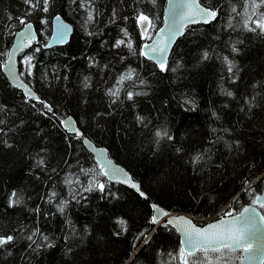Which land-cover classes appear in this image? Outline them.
<instances>
[{
	"label": "trees",
	"instance_id": "trees-1",
	"mask_svg": "<svg viewBox=\"0 0 264 264\" xmlns=\"http://www.w3.org/2000/svg\"><path fill=\"white\" fill-rule=\"evenodd\" d=\"M200 2L216 19L188 27L161 70L141 49L163 25L167 0H48L46 12L43 0L35 8L0 0V235L14 236L0 264H181L180 236L150 222L151 202L201 225L255 204L264 188V30L254 21L264 5ZM141 13L152 21L146 38ZM57 15L75 32L48 49ZM28 22L38 38L20 71L43 101L26 97L2 70ZM70 115L149 199L99 174L82 137L63 128ZM93 178L105 191H85ZM223 252L208 258L240 264L241 250ZM188 259L204 264L200 252Z\"/></svg>",
	"mask_w": 264,
	"mask_h": 264
},
{
	"label": "water",
	"instance_id": "water-1",
	"mask_svg": "<svg viewBox=\"0 0 264 264\" xmlns=\"http://www.w3.org/2000/svg\"><path fill=\"white\" fill-rule=\"evenodd\" d=\"M180 2L181 0H167L166 9L164 13L163 25L157 30V32L155 33V35L150 41L144 43V45L145 44L152 45L154 42H158L161 47H164L165 45H167L166 51L163 53L148 52L147 55H143L146 59L151 60L154 63H156L159 68H160L159 64L156 62V59H154L153 57L162 58L164 61H166V67H167L172 49L174 45L176 44V42L183 36L186 29L192 25L199 24V23L209 24L213 22L217 17L216 15L214 19H209L207 22H205L203 18H196L194 22L193 21L185 22L183 27L180 29V32L176 34L174 37H172L169 42L170 38H169L168 29H169V24L171 23V17L169 13ZM197 2L200 4L201 7L209 8L207 6H204L200 2V0H197ZM180 10L181 9H177V11H180ZM29 25H30V28H29ZM61 27L67 30V35L63 41H60L57 39V30ZM139 28L141 30L143 38H146L149 33L150 27L147 29L146 36L143 34V28L140 24H139ZM74 32H75V28L71 22L64 19L61 15L55 16L52 22V33L48 40L46 48L49 49V48H53L57 46L67 45L70 42ZM22 36L23 37L30 36L31 39L29 40L25 38L22 41ZM37 38H38V33H37L35 25L32 22L26 23L23 26V28L15 34L13 44L9 50L6 61L3 63L2 70L4 74L7 76V78L10 80V82L16 88L23 91L26 97H30L28 95V92L31 91V93L34 94V97L38 99L33 98V97H30V98L43 101L41 100L40 96L35 92V90L32 88V86L26 81V79H24L20 71V60H21L23 51L30 48L32 43L36 41ZM21 43H23V47L20 46ZM61 121H62L63 128L69 134L75 135L76 130H79L81 133H83V131L80 129L77 121L75 120L73 116L70 115L67 117H63ZM82 139H83L84 145L93 154L97 163L101 167H103L104 171H108L109 175L107 176V178L110 182H117V183L123 184L133 189L138 194H140V192H143L144 195L143 196L141 195V196L146 199H149L148 195L142 190L140 183L133 177V175L130 173V171H128L126 167H124L122 164H120L113 157L110 156V153L106 147L98 145L97 143H95L93 140H91L87 136H84V133H83ZM85 141H87V143H85ZM114 169L119 170V172L114 174L113 173ZM133 183L139 185V189H140L139 192L131 186ZM258 196L260 197V200L259 201L256 200L255 204H249L246 207H244L241 211L232 213L230 216L224 215V216H220L218 218L209 220L203 225L199 224L195 220V218H193L192 216L186 213L170 212L164 207L154 202H151V205L154 210V215H158V213L153 207L154 205L157 206L159 209L163 210L164 212L168 213L167 216H161L159 219V223L155 224V226L169 225L173 227L176 230V232L179 234L181 240L183 239V233L178 231L174 225L167 224L166 223L167 220L173 219L175 217H184L186 220H190L192 224L195 225L197 228H205L207 227V225L218 223L221 220L225 222L233 221L234 219L240 217L241 213L244 212L245 208H248L250 210L249 213H246V215H251L254 211L255 213L254 219L256 221L257 227H256L254 234H252L247 241L248 251H245L244 247L233 248L232 250L242 251V259H241L240 264H264V221L260 219L261 216H264V213L259 207L260 204H264V188L261 194H259ZM1 247L2 246H0V249Z\"/></svg>",
	"mask_w": 264,
	"mask_h": 264
},
{
	"label": "snow or ice",
	"instance_id": "snow-or-ice-1",
	"mask_svg": "<svg viewBox=\"0 0 264 264\" xmlns=\"http://www.w3.org/2000/svg\"><path fill=\"white\" fill-rule=\"evenodd\" d=\"M24 2L28 5H30L32 8H35L41 0H35V3H33V0H24ZM47 3L48 0H43V11H47ZM253 8H258L261 5H264V0H259V4L256 3V0H252ZM177 9H181L180 11H177ZM255 14V13H254ZM171 17V23L169 24V42L172 37H174L176 34L180 32V29L183 27L185 22L188 21H195L196 18H203L205 22H207L209 19H214L217 15L215 10L201 7L200 4L197 2V0H181L180 3H178L175 8H173L170 13ZM59 19V18H57ZM251 19V18H250ZM93 15L92 12H88L87 15V21H92ZM138 23L143 28V34L147 35V29L151 27L152 21L149 19L147 15H144L141 13L137 17ZM179 21V23H178ZM21 23H24L23 19L20 21ZM257 28L264 30V13L261 14V17L259 20L254 21ZM247 26V25H246ZM30 28V25H29ZM254 30V29H250ZM163 31V30H161ZM67 35V30L63 27L59 28L57 30V39L60 41H63ZM127 35V33H125ZM31 39L30 36L23 37V39ZM150 39V37H149ZM124 40H120L117 42V46L120 44H124ZM23 47V43L20 45ZM127 46L129 48H132L131 41L128 42ZM167 45L164 47H161L158 42H154L152 45L145 44L141 49V54L147 55L148 52L152 53H163L166 51ZM207 52L204 53V58H207ZM156 62L159 64L161 70H166V61H164L162 58H156ZM231 70V67L229 68ZM129 76H122L120 78L121 81L124 79H130ZM111 95H118L117 92H110ZM28 95L30 97H34V94L31 93V91L28 92ZM139 95V93H137ZM228 95H232V93H228ZM128 98L132 99L133 94L128 93ZM38 99V98H36ZM46 108H48L49 111H51V106L45 104ZM2 123V121H0ZM2 131V129H0ZM75 135L77 138H81L83 136V133H81L79 130H76ZM157 136H160L161 133L157 131ZM164 135H167V132L164 133ZM171 137H169L170 139ZM87 143V141H85ZM197 160L200 159L199 156L196 157ZM38 163L43 164V160H40ZM119 170L114 169L113 173H118ZM100 175L108 176V171H104L103 167ZM133 188H135L138 192L140 191L139 185L133 183L131 185ZM98 189L99 191L103 192L105 191V184L99 182L95 178H93L92 181L89 182L88 186L85 188V191H92L93 189ZM13 196L16 194L13 193ZM55 195V194H53ZM140 195H144L143 192H140ZM256 200L259 201L260 197L257 196ZM158 215H153L151 217V223L157 224L159 223V219L161 216H167L168 213L164 212L163 210L159 209L157 206H153ZM260 207L264 208V204H260ZM60 211H63V207L60 208ZM249 209L245 208L244 212L241 213L240 217L234 219L230 222H225L221 220L218 223L209 224L205 228H197L195 225L192 224L190 220H186L184 217H175L173 219H169L166 221L167 224L174 225L178 231L183 233V239L181 240V248L179 249V256L181 264H197V260L189 261V257H194L197 252L203 253L204 255V264H214L212 259L208 258V253H219L220 255L215 257V260H219L223 257V250L227 249L231 251L233 248L238 247H244L245 251H248L247 247V241L249 237L254 234L256 230V221L254 219L255 213L251 215H246V213H249ZM226 215H231V213H226ZM260 219L264 221V216H261ZM120 224H125L126 222L123 220L119 221ZM141 235H144V233H141ZM29 240H31V236L28 237ZM47 239V237H45ZM14 236L12 235H0V246L7 245L11 242H13Z\"/></svg>",
	"mask_w": 264,
	"mask_h": 264
},
{
	"label": "rangeland",
	"instance_id": "rangeland-1",
	"mask_svg": "<svg viewBox=\"0 0 264 264\" xmlns=\"http://www.w3.org/2000/svg\"><path fill=\"white\" fill-rule=\"evenodd\" d=\"M232 212L234 213L235 211H232ZM232 212H231V213H232Z\"/></svg>",
	"mask_w": 264,
	"mask_h": 264
}]
</instances>
